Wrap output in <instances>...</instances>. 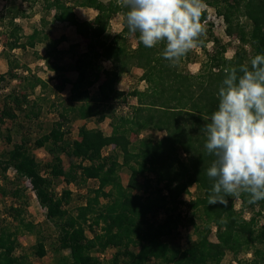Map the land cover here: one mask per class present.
Returning a JSON list of instances; mask_svg holds the SVG:
<instances>
[{
    "label": "trees",
    "instance_id": "trees-1",
    "mask_svg": "<svg viewBox=\"0 0 264 264\" xmlns=\"http://www.w3.org/2000/svg\"><path fill=\"white\" fill-rule=\"evenodd\" d=\"M22 1L29 3L30 8L37 4L41 6V29L35 28L22 43V28L16 20L23 18L25 11L9 10L1 16V20H7L6 26L10 29L9 51L42 45L44 55L41 59L47 68L54 73L65 74L69 68L59 63L65 52L58 47L66 37L53 39L46 27L56 23L69 25L87 41L86 52L75 59L73 66L76 80L71 82L63 77L59 88L63 91L66 85H71L70 97L63 105L65 122H56L48 134L34 140V147L48 148L54 154L52 163L46 166L48 176L42 174V167L34 161L28 147L31 143L29 138H22L3 160L4 176L12 167L16 170V181L29 180L46 211V220L58 228L55 264H103L92 254L110 248L117 251L112 264H153L152 260L157 264H223L227 254L239 258L249 253L253 256L251 260L243 262L238 259L237 263L264 264V226H258L264 200L250 204L247 195H241L238 198L242 201L239 211L234 205L236 198L232 197L227 207L208 205L212 181L206 172L214 157L206 153V137L202 131L217 109V92L224 78V69L249 63L255 55L264 53V0H204L219 10L227 24L226 34L237 35L243 46L251 47L253 54L249 57L242 48L233 59H227L226 47L220 46L197 75L183 68L191 60V51L173 66L162 56L164 44L146 48L139 41L138 33L128 31L126 10L117 0ZM76 7L93 9L97 15L91 23L80 21L75 13ZM118 15L122 16L123 29L108 38L111 21ZM206 15L203 11L201 23ZM241 17L248 20L249 30L240 23ZM131 39L136 40L135 47L131 46ZM200 41V45L206 43ZM215 43L219 45L218 40ZM74 48L71 46L72 50ZM102 62L110 63L111 68H103ZM17 67L13 63L9 66L6 75L11 80L15 78ZM136 68L143 71L140 80L146 83V88L126 94L118 86L122 77ZM102 76L104 80L98 85V97L92 102L89 89ZM5 80L6 76L0 75V82ZM38 87L45 88L47 83L34 77L29 88L34 92ZM128 97L136 100V106L129 103ZM118 102H121L120 116L112 107ZM30 103L28 95L10 92L4 98L0 121L9 119L15 122L22 112L29 119L38 117L35 112L37 104L30 106ZM123 105L129 107L126 113ZM97 116L100 119L111 118L110 135L101 130L81 128L80 140L68 138L70 133L66 123ZM146 132L162 133L163 136L140 138ZM132 136L138 139L133 141ZM6 139L11 143L9 134ZM108 147L114 149L105 157L103 151ZM63 154L70 159L69 172L65 170ZM122 167L130 172L127 186L119 177ZM61 177H66L69 183L78 179L99 183L86 205L78 208L76 216L65 208L71 200L70 190H64L61 196L55 193L53 180ZM139 178L144 179L143 183ZM193 186L198 196L185 202L183 196L189 194ZM0 194L8 192L0 187ZM10 195L16 206L10 209L8 216L18 223V229L11 230L0 219V264H20L15 250L19 244L18 236L24 231L35 235V254L44 258L47 249L38 226L24 219L28 203L25 192L17 188ZM102 198L106 200L105 204L101 203ZM182 204H187L192 213L188 222L196 237L195 240L190 239L184 248L170 241L185 224V218L177 213L178 206ZM257 206L259 211L249 221L244 220V209L254 211ZM160 212L166 214L163 222L152 223L149 215ZM88 222L90 231L94 233L92 238L86 233ZM212 226L216 228V242L210 240Z\"/></svg>",
    "mask_w": 264,
    "mask_h": 264
},
{
    "label": "rangeland",
    "instance_id": "rangeland-1",
    "mask_svg": "<svg viewBox=\"0 0 264 264\" xmlns=\"http://www.w3.org/2000/svg\"><path fill=\"white\" fill-rule=\"evenodd\" d=\"M119 1V0H117ZM205 2V1H204ZM207 7L204 9L206 12L205 22V34L200 37V40L206 42L204 45H200L195 49L191 50V60L184 64V69L193 75H197L201 72L202 68L207 64L210 55H213L218 47H226L225 58L233 59L237 52H240L242 48L246 50L249 57L252 56V49L249 45L243 46L237 35L228 36L226 34L227 24L225 23L223 17L219 14V10L212 5L205 2ZM17 8L19 11H25L23 18L16 20L17 24L22 28V43L26 42V37L32 34L35 28L41 29V19L43 13L41 6L37 4L33 8H30V4L24 3L22 0H0V75H5L6 80L0 82V118L2 116V110L4 105V98L12 91H16L20 95H28V100L31 104L36 103L37 107L35 112L38 113V117L32 116L31 119L24 117V113H19V118L17 120L11 121L5 119L3 122L0 121V187L6 189L8 194H0V219L3 221L4 225L11 230L18 229V223L12 221L8 216L10 209L16 206V202L13 199L11 192L15 189H20L25 192L27 199V207L24 219L27 222L33 223L40 230L41 235L45 241V246L47 249V255L44 258H39L35 254V246L37 244V238L30 232L24 231L20 232L18 236L19 244L15 250V256L20 259V264H55L56 253L55 250L58 246V233L59 230L54 223L48 222L46 220V211L41 207L39 200L34 193V190L29 181L26 179H21L16 181V170L12 167L3 174L2 168L4 166V161L8 157L9 152H11L17 144H20L22 138L31 139L28 147L31 149V154L34 157V161L42 167V174L48 176V170L46 169L47 164H51L53 160V153H50L48 148H38L34 147V140L40 138L41 136L48 134L53 125L56 122H65L62 117L63 105L67 102L70 97L71 86L68 85L63 91H60L62 78L67 77L68 79L76 80L77 73L73 71V66L75 59L82 54L87 49V41H83L81 37L76 33L75 29L69 30L71 38L68 37V41L61 45L62 50L65 54L60 60V64L67 66L68 72L65 74L54 73L47 68L46 63L41 59L44 55V49L42 45L36 46V48L27 47L25 50L16 49L14 51H9L7 48V42L10 40L9 30L7 28V20H1V16L8 13L9 10ZM50 19V17H49ZM48 19V20H49ZM203 21V23H205ZM202 23V24H203ZM240 23L246 27L247 30L250 29V24L248 20L244 17L240 18ZM210 24V25H209ZM123 29V19L122 16H116L109 26L107 37L112 38ZM46 30L51 32V37L53 39H60L67 27H61L58 25L47 26ZM85 40V39H84ZM215 40L219 41V45L215 43ZM76 42V43H72ZM71 46H75L74 50ZM131 46H136V40L131 39ZM38 56L40 58H38ZM17 65L15 70V78L11 80L7 77V72L9 66ZM102 66L105 69H110L111 64L107 62H102ZM134 71V69L132 70ZM143 74V71H142ZM34 77L42 79L47 83V87H38L32 92L29 88L30 82L34 80ZM140 75L136 73H130L124 75L119 84V90L125 92L126 94L131 93L133 90H144L146 88V83H142L140 80ZM104 77L89 89L90 99L95 102L98 97V85L102 83ZM129 103L134 107L136 106V100L134 98L128 97ZM120 103L112 104L117 115H122ZM118 104V105H117ZM124 105L122 106V108ZM25 111L29 112L28 109ZM26 112V114H27ZM67 124V129L69 130V136L71 140H80V129L87 128L89 130H101L106 135L111 134V118L106 117L100 119L98 116L89 120H73ZM8 134L11 136V143L7 141ZM153 135L155 137H162V133H143L140 138ZM138 138L132 136V140L136 141ZM113 147H108L103 151V156H108L112 153ZM6 156V157H5ZM5 157V158H4ZM64 167L66 171H70V159L65 155H61ZM122 162V160H120ZM87 164V163H86ZM119 177L124 186H127L130 179V172L127 168L122 167L119 171ZM79 178V177H78ZM144 179L139 178V182L143 183ZM54 190L58 196H61L64 190H70L72 193L70 203L65 207L69 214L76 216L78 214V208L86 205L88 198L93 196V191L98 189L99 183L95 180L82 181L80 179L77 182L69 183L66 177H61L59 179L53 180ZM110 188H107L109 190ZM198 196V192L195 186L190 188L189 194L183 196L185 202H190ZM101 203L105 204L106 200L101 199ZM18 204V203H17ZM234 205L236 210H241L242 201L236 198L234 200ZM259 211V206L255 207L254 211L249 209H244L242 216L244 220L249 221L252 215ZM177 213H181L184 219V226H181L176 234L170 241L174 244L180 245L181 248L186 247L187 242L190 239L195 240L194 228L189 224L188 219L192 217V213L187 204H182L178 206ZM166 214L160 212L157 215H149V220L152 223L160 224L165 219ZM258 226H264V209L262 211V217L258 218ZM90 222L86 224L87 226V236L92 238L94 233L89 229ZM99 231L98 228H95ZM212 233L210 235V240L213 242L217 241L216 238V228L212 226ZM138 252L137 249H134ZM66 254L67 252H63ZM117 251L116 249L110 248L104 252L95 251L93 252L94 258H99L103 264H112ZM101 255H104L103 257ZM252 254H243L239 258H234L232 254H227L223 260V264H238L237 261L241 260L243 262L251 260ZM239 259V260H238ZM153 264L155 263L152 260ZM122 264H125L122 262Z\"/></svg>",
    "mask_w": 264,
    "mask_h": 264
},
{
    "label": "clouds",
    "instance_id": "clouds-1",
    "mask_svg": "<svg viewBox=\"0 0 264 264\" xmlns=\"http://www.w3.org/2000/svg\"><path fill=\"white\" fill-rule=\"evenodd\" d=\"M125 25L146 48L164 44L173 66L200 44L205 34L204 0H119ZM217 109L202 127L204 148L214 157L206 175L212 181L208 205L227 207L229 198L264 200V53L249 63L224 69Z\"/></svg>",
    "mask_w": 264,
    "mask_h": 264
},
{
    "label": "crops",
    "instance_id": "crops-1",
    "mask_svg": "<svg viewBox=\"0 0 264 264\" xmlns=\"http://www.w3.org/2000/svg\"><path fill=\"white\" fill-rule=\"evenodd\" d=\"M103 1H111V0H103ZM75 13H76V15H77V17H78V19L80 20V21H83V22H89V23H91L92 21H93V19L96 17V15H97V12L95 11V10H93V9H90V8H82V7H76L75 8ZM49 18H47V20H48ZM50 20V19H49ZM55 25H58V28H59V26H61V27H67V31H65L64 33H62V35L63 36H65L66 37V41H68V37H70L71 36V38L73 37L72 35H71V32H69V30H71L73 27H71V26H69V25H66V24H61V23H56V24H54V26ZM75 29V28H74ZM76 31V30H75ZM120 32H121V30H120ZM62 36V37H63ZM81 39H82V37H81ZM83 41H86V40H84V39H82ZM66 41H64L63 43H66ZM62 43V44H63ZM73 44L74 43H76V42H72ZM61 44V45H62ZM61 45L58 47L59 48V50H62L61 49ZM62 51H66V50H62ZM84 52H86V50L84 51ZM83 52V53H84ZM132 73H136V74H138V75H142V70L141 69H134V71H132ZM67 78V77H66ZM70 80V79H69ZM71 81V80H70ZM75 80H72L71 82H74ZM143 83V82H142ZM66 86H68V85H66ZM71 86V85H70Z\"/></svg>",
    "mask_w": 264,
    "mask_h": 264
},
{
    "label": "built area",
    "instance_id": "built-area-1",
    "mask_svg": "<svg viewBox=\"0 0 264 264\" xmlns=\"http://www.w3.org/2000/svg\"><path fill=\"white\" fill-rule=\"evenodd\" d=\"M205 22V21H204ZM205 24H207L206 22L205 23H203V25H205ZM210 25V24H209ZM123 112L124 113H126L127 111H129V107L128 106H124L123 108ZM29 181V180H28ZM29 185H31L32 186V184H31V182L29 181ZM33 188V187H32ZM35 193V192H34ZM102 257L104 256V255H101Z\"/></svg>",
    "mask_w": 264,
    "mask_h": 264
}]
</instances>
